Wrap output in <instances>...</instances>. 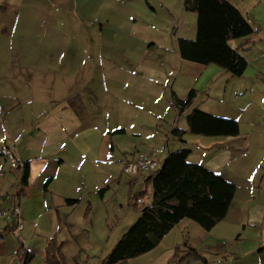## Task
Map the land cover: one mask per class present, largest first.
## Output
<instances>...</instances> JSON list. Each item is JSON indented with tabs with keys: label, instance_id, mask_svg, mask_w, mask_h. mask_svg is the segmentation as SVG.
<instances>
[{
	"label": "crops",
	"instance_id": "obj_1",
	"mask_svg": "<svg viewBox=\"0 0 264 264\" xmlns=\"http://www.w3.org/2000/svg\"><path fill=\"white\" fill-rule=\"evenodd\" d=\"M133 1L0 0V153L10 148L30 173L21 195L19 173L14 177L0 154V201L18 203L24 222L18 237L11 224L0 226V264H22L21 247L35 256L30 246L39 239L45 250L57 232L66 264H84V248L102 249L95 215L108 201L105 188L122 183L124 165L139 154L160 156L164 165L177 151L237 190L214 230L186 219L160 245L187 243L203 254L194 264H264V22L233 4L255 30L230 44L249 65L237 78L184 61L178 46L174 53L157 35L140 32ZM156 49L165 56L152 57ZM173 80H187V96L176 94ZM192 91L199 96L187 114L236 121L240 135L195 136L187 122L183 139L174 136L180 125L168 121L170 96L185 102ZM148 178L131 179L135 195L148 192ZM89 204L94 213L87 217ZM139 218L108 244L105 258Z\"/></svg>",
	"mask_w": 264,
	"mask_h": 264
},
{
	"label": "trees",
	"instance_id": "obj_2",
	"mask_svg": "<svg viewBox=\"0 0 264 264\" xmlns=\"http://www.w3.org/2000/svg\"><path fill=\"white\" fill-rule=\"evenodd\" d=\"M187 12L197 15V38L194 41L178 40V51L182 60L205 67L216 66L233 77H242L248 62L239 49L231 47V42L246 40L255 30L242 13L228 0H185ZM192 91L185 102L173 95V106L179 115L185 114L197 99ZM188 132L204 137H237L239 123L214 117L198 110L188 118ZM182 140L185 132L175 128L172 132ZM190 153L177 151L169 153L162 169L151 174L147 183L152 186V208L136 203L139 196L131 193V205L139 210L140 218L122 237L112 254L103 264H127L156 249L162 240L183 220H191L205 231L211 232L222 223L230 210L236 194V187L215 173L188 162ZM29 165L19 172L22 192L29 186ZM105 191V189L103 190ZM101 191V192H103ZM75 205L79 201L68 200ZM1 240V238H0ZM187 256L181 258V247L176 249L179 264L203 261L202 252L184 244ZM22 264H29L34 255L24 247L18 252ZM46 264H66L62 246L54 238L46 250Z\"/></svg>",
	"mask_w": 264,
	"mask_h": 264
},
{
	"label": "rangeland",
	"instance_id": "obj_3",
	"mask_svg": "<svg viewBox=\"0 0 264 264\" xmlns=\"http://www.w3.org/2000/svg\"><path fill=\"white\" fill-rule=\"evenodd\" d=\"M232 4L239 7L244 14L248 16H252L255 20L260 23L264 22V0H228ZM132 9L137 13L136 16L139 18L138 23L140 25V32L150 33L153 35H157L161 40L162 45L164 47L168 46L170 49L173 48L172 52H177L176 48L178 46V39H195L196 29H197V17L195 13L185 11V0H149V4L145 0H134L132 2ZM264 35V33H258V37ZM194 41V40H190ZM232 41L231 43H234ZM179 55V51H178ZM160 56H165L164 53L158 51L157 49L153 52L152 57L155 59ZM180 60V57H179ZM157 63L154 61V66ZM187 80H179L178 83L175 84L174 91L178 96H187L189 90L187 86ZM170 93V89L168 90ZM199 96V94H198ZM151 98L153 96H150ZM154 100V97L149 100L151 102ZM153 104V103H152ZM153 106V105H151ZM169 106L172 109V112L168 115V121H172V124L179 123V128H185L187 125V118L190 115V112L187 114L179 115L178 111L173 106V101L171 100ZM156 108H164V103H157ZM147 127L151 128V122H147ZM158 160V169L163 168L162 158L157 157ZM9 166V164H8ZM123 170V169H122ZM13 173L14 177H17ZM123 174V171H122ZM131 178L123 174L122 183L116 179L113 184L105 189L109 196L106 204L102 203L98 205L99 209H97V214L95 215V225L97 228L101 229L104 233L103 241H100L99 244L102 247L99 252L93 253L91 250H87L90 248H84L82 257L78 259V262H83L84 264H103L105 261V254L107 253V246L111 243V241H116L121 236L123 230L133 221H135V217L139 216V210L135 209L131 205V193L134 188L131 187ZM109 189V190H108ZM147 191L149 194L152 193V186L149 184L147 187ZM139 190V189H138ZM138 190L136 193H138ZM135 195V192H133ZM24 199V198H23ZM149 203V202H148ZM94 205V204H93ZM93 207L91 204L88 205L86 216L89 217L92 215ZM142 206H140L141 208ZM101 211V212H100ZM118 218H121L123 224L117 226ZM137 219V218H136ZM57 234L53 237L55 238ZM237 234H231V237H235ZM43 241L37 239L34 244L30 247L32 249H36L37 253L34 256V259L29 264H46V257L44 258L43 254L46 255V250L49 245H47L46 249L43 248ZM96 236L91 239V245L95 246L96 244ZM14 243H17L15 241ZM185 242L180 244L181 247V258H185L187 253H185ZM34 247V248H33ZM172 248L170 241H166L165 243L158 246L152 252L141 256L140 258H136L127 262V264H179L174 258L176 257V249ZM21 249V248H20ZM19 250V249H18ZM6 251L3 250L1 252V256H6ZM203 255V254H202ZM138 260V261H137ZM198 262H193L190 264H194Z\"/></svg>",
	"mask_w": 264,
	"mask_h": 264
},
{
	"label": "built area",
	"instance_id": "obj_4",
	"mask_svg": "<svg viewBox=\"0 0 264 264\" xmlns=\"http://www.w3.org/2000/svg\"><path fill=\"white\" fill-rule=\"evenodd\" d=\"M0 154L9 164L12 172L19 173L25 168V163L20 161L10 148H3ZM158 170V161L153 156L139 154L134 160L124 165L123 173L131 179H135L150 176ZM143 194L144 195L137 198L136 203L139 206L152 208L153 192L151 194L144 192ZM9 203L10 197L6 198L4 201H0V226L11 224L13 227L12 233L18 237L24 230L22 210L18 203H13L12 205H9Z\"/></svg>",
	"mask_w": 264,
	"mask_h": 264
}]
</instances>
